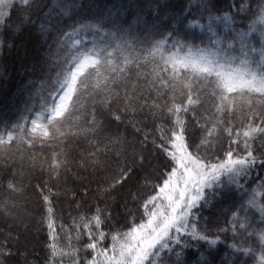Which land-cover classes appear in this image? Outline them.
<instances>
[{
	"label": "snow or ice",
	"instance_id": "1",
	"mask_svg": "<svg viewBox=\"0 0 264 264\" xmlns=\"http://www.w3.org/2000/svg\"><path fill=\"white\" fill-rule=\"evenodd\" d=\"M37 4L38 0H0V31L16 27L9 10L21 24L34 25L31 18L39 11ZM250 5L251 0H240L226 5L225 11L214 0H196L194 5L190 0L187 7L176 9L169 0H151L152 22H144L146 30L139 40L144 48L134 60L135 78L143 77L144 82L131 84L130 91L132 76L127 73L132 70L114 65L79 38L92 27L97 32L108 27L109 36L115 35L111 29L123 34V24L112 9L107 15L93 16L95 25L82 23L87 9L77 0H64L56 5L59 12L53 8L44 14L57 42L80 47L72 55V66L62 73L60 87L53 89L58 101L53 99L51 105L45 101V122L38 123V113L30 126L24 118L23 123L4 121L7 127L0 130V152L6 156L25 145L28 150L39 146L49 151L42 160L34 157L32 163L33 168L37 162L47 165L49 175L48 181L33 187L42 264H63L64 257L69 264H249L241 257L253 255L252 248L233 251L236 258L227 259L220 251L219 234L227 237L232 231L243 236L250 229L252 236L259 233L264 253V227L253 225L245 206L247 198L248 204L259 208L264 222V175H260L264 173V0ZM67 13H72L71 24L63 20ZM241 14L245 20L252 18L244 29L237 25L224 33L213 31L216 21L227 27L228 21L236 24ZM205 15L208 23L202 24ZM65 27L71 31L65 32ZM196 27H206L204 35L211 33L204 47L190 43L197 38ZM141 59L153 65L150 72L139 71L147 67L139 63ZM106 66L113 75L105 76L103 87L91 88V77H99ZM118 78L125 88L123 96L114 93L121 86ZM89 90L99 99L92 98L95 110L92 119L85 120L87 128L80 127L74 134L87 140L88 147L69 157L59 151L61 137L70 139L61 129ZM114 103L119 107L114 108ZM69 165L90 168L106 178L98 182L96 203L85 207L77 202L83 214L78 211L70 226L59 225L61 244L56 223L61 218V189L58 182L50 181L53 176L59 181ZM5 171L8 179L0 185V209L7 212L16 207L24 186L16 179L18 172ZM68 191L65 188L63 194ZM113 193L119 195V202ZM213 209L231 228L220 227L219 219L215 233L202 226L204 212ZM223 243L226 251L237 249L236 244ZM28 254L27 247L21 251L18 236L7 233L0 239V264H37L28 260ZM260 260L264 264V255Z\"/></svg>",
	"mask_w": 264,
	"mask_h": 264
},
{
	"label": "trees",
	"instance_id": "2",
	"mask_svg": "<svg viewBox=\"0 0 264 264\" xmlns=\"http://www.w3.org/2000/svg\"><path fill=\"white\" fill-rule=\"evenodd\" d=\"M64 0H38L37 7L39 11L32 16V20L35 24L24 23L21 24L20 19L13 10H9V15L12 17L13 24L16 27L6 28L0 31V130H4L7 125L4 121L23 123L24 118H28L30 126L31 119H37L39 113L38 123H44L45 114V101L48 105L53 103V99L58 101V95L54 88L58 89L63 82V75L65 69L72 66L71 58L75 53V49L79 48V44L68 42L67 44L57 42L56 33L52 28V24L44 20V14L56 8V5L63 3ZM170 4L179 9L181 6L187 7L190 0H169ZM193 5L196 0H191ZM217 7L222 10H227L226 5L230 3H239L240 0H214ZM257 0H251L252 7H255ZM77 3H83L86 6V13L82 12V15L87 16L82 21L83 24L95 25V20L92 18L100 12L108 14V10H113V16H117L122 22L125 32L123 34L116 32V29H111L114 36H109L108 27H105L100 32H97L95 27L85 29L80 33L84 43L89 48L102 53L104 58H107L113 62L114 65H119L121 68L131 69L127 75L132 76V80L129 81V91L131 90V84H143V77L140 80L135 78L136 63L134 60L140 55V51L144 48L143 44L139 43V40L144 37L145 33V21L152 22V13L150 10L151 0H77ZM42 5V7H41ZM119 10V14L117 12ZM60 9L56 8V12ZM72 13H67L63 20L67 24H71L72 21L68 19V16ZM219 15V13H214ZM56 19L55 13L53 14V21ZM79 19V17H76ZM249 18L245 20L244 15L241 14L237 17L236 24H232L231 21L225 23L216 21L213 25V31L217 33H224L229 31L230 27L239 26V29H244L251 23ZM202 24L208 23L207 16L205 20L201 21ZM131 25V28H129ZM43 26V27H41ZM65 32H70L71 29L65 27ZM195 32L197 38L190 41V43L204 47L208 43L207 28L196 27ZM203 37V43L201 38ZM215 39V37H213ZM254 43V42H253ZM239 45H237V48ZM111 56H108V53ZM125 59L128 60L125 65ZM150 59V58H148ZM148 59H141L139 63L141 65H147V67L140 68L141 73H147L152 70L153 65L148 63ZM58 74H61L58 79ZM113 72L110 66H106L102 70V74L97 77L95 74L91 77L89 84L91 88L103 87L105 76H111ZM117 83H121V79L118 78ZM125 88L122 83L120 87L114 88V93H118L123 96ZM95 97V93L91 90L83 92L80 99L79 108L71 109L73 115L70 119L65 121L61 131L70 139H64L61 137V147L59 151L64 152L69 157H75L84 151V148L88 147L87 140L82 138H76L75 133L78 128H87L85 120H91V113L95 110L92 106V98ZM99 99V97H95ZM113 107H119L118 103H114ZM28 109H31L30 111ZM212 111H215L213 108ZM63 119V118H61ZM103 119V117H100ZM235 123V122H234ZM122 127V126H121ZM129 139L132 137L129 136ZM226 143V141H225ZM49 148L51 145L48 146ZM49 155V151H41L39 146L36 149H27V145L21 150L17 151L15 148L10 156H6L0 152V185H2L8 175L5 169H13L19 174L16 176L17 181L24 186V192L21 197L17 198L16 207L11 208L5 212L0 209V239H3L4 234L11 233L13 236H18L20 241L21 251L25 250V247L29 250L28 260L37 261V264H42L44 253L37 245V241L42 238V234L37 235L35 229V221L39 219L35 215L34 209L36 207V197L33 194V187L42 181H48L49 175L47 165L41 167L37 162L33 168V158L42 160ZM23 157L24 163L21 164V158ZM113 159L115 157L113 156ZM257 173L254 172L253 175ZM264 175V173H260ZM106 177L102 173H93L92 169H78L74 165H69L68 170L59 177L57 181L53 176L50 183H59L61 189L60 201L58 207L62 210L60 213L61 218H56L57 232L61 236V244L64 243L63 233L61 232L59 225L64 223L67 226L72 225L73 217L77 216L78 211L83 214V209L77 210L76 203L81 202L85 205L88 203L95 204L97 196V188L100 186L99 181ZM244 183V181H241ZM259 183V181H257ZM87 186V189L82 187ZM245 187H248L246 184ZM256 187L255 184L252 185ZM67 188L70 191L65 196L63 190ZM127 188V186H126ZM57 189H53L56 191ZM87 191V195L84 192ZM123 191V190H121ZM73 192L76 193L75 199H73ZM119 202V195L113 193ZM239 195V193H238ZM0 199L3 196L0 195ZM257 200H260L259 194ZM112 204V201H109ZM245 206L249 220L253 225L259 229L264 227V222L261 221L260 212L258 207H253L247 203L245 199ZM115 207V204H113ZM230 216V214H229ZM205 220L202 221V226H207L213 233L216 232V220L219 219V226L231 228V225H225V217L220 214L216 209L206 210L204 212ZM239 227V225H237ZM240 231H243L242 229ZM47 229L45 228V233ZM220 235V251L227 259H235L233 251L242 252L244 248H252L253 255H243L241 259H246L249 264H261V256L264 253L261 252V244L259 240V233L255 236L251 235V229L249 232L244 233L243 236H239L237 233L229 231L227 237L224 234ZM236 235L237 239L232 237ZM248 238V243H244V239ZM229 245L236 244L237 249L232 250L224 249V243ZM72 243L75 245L76 241ZM254 245V247H253ZM79 246V245H76ZM63 264H69L68 257H64Z\"/></svg>",
	"mask_w": 264,
	"mask_h": 264
}]
</instances>
